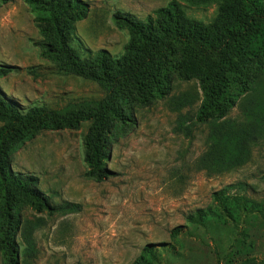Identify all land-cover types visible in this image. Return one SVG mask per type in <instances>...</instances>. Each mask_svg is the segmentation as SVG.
Instances as JSON below:
<instances>
[{
	"label": "rangeland",
	"instance_id": "obj_1",
	"mask_svg": "<svg viewBox=\"0 0 264 264\" xmlns=\"http://www.w3.org/2000/svg\"><path fill=\"white\" fill-rule=\"evenodd\" d=\"M85 1L90 10L75 23V45L83 56L101 49L119 56L130 34L114 21L115 11L146 19L171 0ZM180 1L191 17L204 23L216 18L220 2ZM41 41L25 0L0 6V65L12 68L0 75L5 96L23 106L46 104L65 113L71 104L105 94L97 82L65 73L43 57ZM201 93L196 79L176 78L166 98L136 105L135 126L110 146L107 166L113 173L104 181L85 176L84 135L90 121L76 128H45L20 143L10 156L12 168L37 175L53 204L70 201L79 209L49 213L26 206L28 227L17 235L22 245L19 263L131 264L150 243L157 245L161 264H243L248 257L263 258L264 214L237 222L219 210L205 226L186 219L194 210L213 205L214 192L232 184L233 194L239 191L264 205V139L242 166L213 175L198 167L210 132L209 124L195 120ZM239 113L235 107L229 117ZM178 226L181 233L171 235Z\"/></svg>",
	"mask_w": 264,
	"mask_h": 264
},
{
	"label": "trees",
	"instance_id": "obj_2",
	"mask_svg": "<svg viewBox=\"0 0 264 264\" xmlns=\"http://www.w3.org/2000/svg\"><path fill=\"white\" fill-rule=\"evenodd\" d=\"M11 0H0V6ZM203 3L208 0H185ZM42 35L41 55L58 68L97 82L105 94L71 104L61 113L46 104L23 106L0 90V251L1 264H20L22 245L17 235L27 230L23 209L31 206L49 213L75 210L70 201L53 204L40 189L39 177L15 171L10 156L22 142L45 128H76L90 121L84 135L85 176L97 181L111 177L109 150L118 136L134 126L136 105H150L170 93L176 78L196 79L201 100L195 120L209 124V148L197 161L209 174H220L246 164L253 146L264 139V0H220L210 23L191 17L180 0H171L140 19L115 11L113 19L129 30L124 53L101 49L83 56L75 45V23L87 16L85 0H25ZM12 70L0 65V75ZM238 107L239 116L229 117ZM239 187L244 189V184ZM236 184L213 194V205L189 213L187 221L206 225L210 215L228 211L237 222L264 205L239 192ZM181 233L175 227L171 235ZM31 230L26 234L30 242ZM161 264L159 249L147 244L131 264ZM243 264H264V257H248Z\"/></svg>",
	"mask_w": 264,
	"mask_h": 264
}]
</instances>
